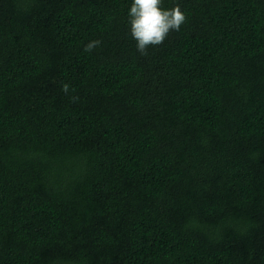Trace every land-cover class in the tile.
<instances>
[{
  "label": "trees",
  "instance_id": "16d2710c",
  "mask_svg": "<svg viewBox=\"0 0 264 264\" xmlns=\"http://www.w3.org/2000/svg\"><path fill=\"white\" fill-rule=\"evenodd\" d=\"M131 2L0 0V264H264V0Z\"/></svg>",
  "mask_w": 264,
  "mask_h": 264
},
{
  "label": "clouds",
  "instance_id": "9594fccd",
  "mask_svg": "<svg viewBox=\"0 0 264 264\" xmlns=\"http://www.w3.org/2000/svg\"><path fill=\"white\" fill-rule=\"evenodd\" d=\"M127 16L130 36L141 56L148 55L149 47L161 45L170 32L179 31L187 19L179 4L165 9L162 0H132ZM101 43L92 40L84 51L90 53ZM62 90L67 93L69 85L63 84Z\"/></svg>",
  "mask_w": 264,
  "mask_h": 264
}]
</instances>
